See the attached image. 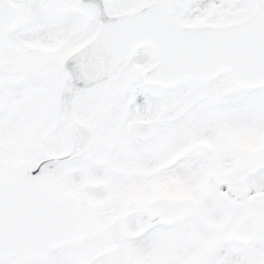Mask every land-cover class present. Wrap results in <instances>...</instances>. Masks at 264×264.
I'll return each instance as SVG.
<instances>
[{"label": "snow or ice", "instance_id": "obj_1", "mask_svg": "<svg viewBox=\"0 0 264 264\" xmlns=\"http://www.w3.org/2000/svg\"><path fill=\"white\" fill-rule=\"evenodd\" d=\"M0 264H264V0H0Z\"/></svg>", "mask_w": 264, "mask_h": 264}]
</instances>
